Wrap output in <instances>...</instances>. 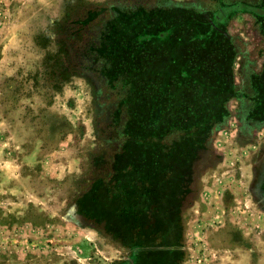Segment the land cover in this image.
<instances>
[{
    "label": "rangeland",
    "instance_id": "1",
    "mask_svg": "<svg viewBox=\"0 0 264 264\" xmlns=\"http://www.w3.org/2000/svg\"><path fill=\"white\" fill-rule=\"evenodd\" d=\"M236 1H239L237 7L240 12L244 7L243 3L253 4L259 0ZM179 6L198 8L205 15L185 11ZM210 6V0H0V142L4 143L2 154L6 159H14L20 164L25 188H33L40 197L29 200V191L18 189L15 192L13 188L21 184L20 181L16 177L1 173L0 170V264L92 263V259H88V262L82 261L83 250L78 245L66 246L69 250H59L52 243L33 244L32 227L45 226L51 221L62 224L74 222L76 227L93 228L98 235V244L106 252H113L105 253L103 250L98 255L101 258L98 264H112L121 260H128L130 264H144L149 260H157L154 253L144 255V259L143 256L140 257L139 252L143 249L141 247H135L132 252L123 245L125 243L116 240L100 228L94 219L87 218L81 211L90 214L85 207L95 205L92 199L83 202H79V199L90 189L95 179L110 171L105 166L106 161H110L113 156L120 157L124 146V151L129 153L126 159L131 160V151L135 153L140 150V145L135 144L136 136L140 140L153 141V132L159 136L165 132L151 117L157 115L156 118L163 119L167 116L165 121L169 117L165 112L161 113V99H165H160L161 95H158L162 93L160 84H154L152 93L150 88L147 92L143 89L141 91V88L138 90L136 77L133 76L135 67L133 74L123 76L115 82L121 85L130 84V89L133 87L130 92L138 94L131 97L133 101H127L129 91L127 93L122 88L112 87L111 84L115 83L106 72L111 63L106 59L107 50L103 47L110 44L112 50L108 49L109 56L117 57L118 54L113 52L118 50V46H125L122 43L128 41L129 36L135 37L134 24H142L136 22V19L151 16V21L145 22L141 28L147 33L145 35L150 37L148 33L157 35L158 31H168L165 37H156L147 46L149 61L156 55L153 65L161 70V83L165 84L169 79L168 75L184 69L188 61H193L194 66H203L204 63L209 71H219L221 68L229 70L233 61L228 62L226 54L217 50H234L226 34L230 37L236 35L238 38L235 40V50L238 54H235L234 62L235 81L245 79L246 75V83L249 67H257L258 58L263 59L264 33H261V28H264V23L256 21V15L253 17L237 11L227 21L226 26L220 27L221 32L218 27L220 22L225 21V16L221 13L219 19L214 17L213 12L208 11ZM226 10L224 6V14L229 13ZM210 29L214 31V35L202 37V33ZM217 32L220 33L217 36L219 42L214 37ZM242 35H248L254 43L250 49H253L251 52L255 56L258 53V58H254L255 62L251 60L252 53L250 56L244 53L248 47L247 41L241 38ZM190 49L209 51L206 52L204 60L199 58L201 54L198 57L194 53L190 55L191 59L185 53ZM122 50L124 49L118 51ZM240 52L244 53L243 56ZM141 56L143 55L139 57ZM115 67H122V64L116 63ZM221 81L230 86L229 79ZM211 82L217 81L212 77ZM196 86L199 85H186V95L202 98L196 99L201 102L204 98H209L206 93L192 94V91H197ZM214 92L213 106L217 113H221L225 103L220 99L222 94L216 91V87ZM147 94L149 95L146 96ZM229 95L227 108L240 112L250 109V105H247L249 102L245 99L243 101L240 97ZM146 97L153 100L150 108L152 114L144 110L148 105L141 100ZM161 115L164 117L161 118ZM217 117L212 120L213 127L216 128L211 133L210 141L198 152L192 146L201 144L200 140L198 143V137L199 134L207 133V126L197 128L193 126L195 124L192 120H188L185 125L182 122L180 137L188 141L183 142L178 150H173L178 153L177 157L183 163L177 166L179 172L182 175L187 174L189 165L192 167L194 161L195 173V181L190 183V193L184 202V248L187 257L182 264L204 263L210 259L209 252L215 246L222 249V264H264L263 204L251 192V183L245 181L241 170L242 163H248L253 158L246 145L248 139L239 133L240 122L244 119L238 118L230 122L232 119L229 116L225 123L215 126ZM204 121L210 122V118H204ZM147 126L157 129L152 132ZM218 137L225 148L221 153H216L211 145ZM138 153L141 156L142 152ZM254 155L260 154L257 151ZM220 158L225 170L221 172L220 179L223 181L219 184L220 189L210 190V186H215L212 184L215 182L212 180L215 179L213 176L220 173V168L215 166L216 160ZM230 163L229 170L234 176L232 182L227 181L228 177L224 176ZM8 167L12 170V166ZM120 168L114 166V169ZM213 168L217 169L211 170ZM201 179H205V182ZM196 206L200 208L199 211H194ZM19 221L20 232L19 227L15 232H9L8 226ZM128 235L130 236V232ZM12 236L15 239L10 241ZM207 239L214 247L208 248ZM145 247L143 250L159 252L158 255L165 262L174 261L176 257L175 252H172L174 247L159 245L153 239ZM114 253L115 257L121 255V258L111 260ZM204 253L207 257H204Z\"/></svg>",
    "mask_w": 264,
    "mask_h": 264
},
{
    "label": "trees",
    "instance_id": "2",
    "mask_svg": "<svg viewBox=\"0 0 264 264\" xmlns=\"http://www.w3.org/2000/svg\"><path fill=\"white\" fill-rule=\"evenodd\" d=\"M262 1L264 2V0ZM179 7L185 11L196 12L199 15L205 13L195 7ZM244 7L247 8L245 5ZM217 8L218 7L211 8L210 6L208 11L211 10L214 17L216 14H219L220 16L221 13H224L223 9H219V13H217ZM250 9L253 10L252 8ZM151 10L153 11V9ZM253 11H255V15L257 17L264 18V13H258L256 9ZM219 18L220 17H218V19ZM151 19V16L148 18L140 17L136 19V22H142V24H134L133 27L136 28V31L134 32L135 37L129 36L128 41L122 43L126 44L125 46H118V50H124L120 52L118 50L114 51V54H118L117 57L113 55L109 56L108 49L112 50V46L110 44L105 45L103 48L107 50L105 51L107 54L106 59H108L111 63L108 65L109 67L106 68V72L111 76L114 83L118 79L121 80L123 76L126 77L133 74L132 70L135 67V75L133 76L136 77L135 79L138 83V90L141 88V91L143 89L147 92V89L150 88L152 93L154 84H160L162 93L158 95H161L160 99L162 97L165 99H161V113L165 112L169 117L167 121H165L167 116L164 117V115H161V118L162 116L164 117L163 119L156 118L157 115H153L156 117H151V119L156 120V122L162 126L163 132H165L163 135L159 136L157 133L153 132L157 128L154 126H147L150 130L152 129L155 138L151 141L146 139L140 140L137 136L135 137V144L140 145L139 151L142 152L141 156H139V151L136 150L135 153L134 151H131V160L126 159L129 156V153L124 151L126 148L124 146V150L120 153V157L113 156L110 158V161H106L105 166H108L110 171L98 179H95L92 182L90 189L85 192L83 196L81 195L79 199V202L80 200L83 202L85 200L92 199L95 205L85 207V210H89L90 214L81 210V208L80 210L87 215V218L94 219L100 228L110 233L116 240H119L121 243H125L123 245L130 248L132 252L135 247H141L143 249L146 248L145 244H147L150 239L157 241V244L159 245L174 247L172 252H175L176 257L174 258V261L167 262H165V260L158 255L159 252L142 249L139 252V256H143V259L144 255H152L153 253L157 256V260H149L144 264H182L187 257V253L184 248V202L187 200V196L190 193V183L195 181V173L193 170V159L192 167L190 164L187 174L182 175L179 172L177 166H181L183 163L181 162V159L177 157L178 153L173 150L174 148L175 150H178V147H180L183 142L188 141L186 139L183 140V137H180L183 130V127H181L182 122L185 125L188 123V120H192L195 124L193 125L194 127L197 126V128H199L202 125L207 126V133L205 135L199 134L200 137H198V143L200 140L201 144L198 146L194 144L192 146V149L195 150V152H198L204 147L203 145L211 139V133L213 129L216 128L213 127L214 121L212 120H215L214 117L224 114L222 117H217V122L214 125L218 126L223 124V122L225 123L226 117L230 116L231 110L230 108H227V101L230 98L229 94H233L235 97H241V93L237 90V85L235 84L234 73L235 54L238 53L235 50L237 47L235 46L233 37L226 34V38L229 37L232 47L235 49L224 48L218 49L217 51L225 53L228 58V62L233 61V65L229 68V70L227 69L228 71L222 68L219 69V71H209L208 68H205L204 63H202L203 66H194L195 63L193 61H188L184 69H179L168 75L169 79L167 80V83H161V70L156 69L153 65L156 55L153 59H151V61H149L150 59L147 55L149 49L147 46L149 41L152 43L153 39L156 37H158V39L160 38L159 36L165 37V35L168 34V31H158L157 35L148 33L151 35L150 37L145 35L147 33L141 28L144 26L143 24L145 22L151 21ZM207 20H205V23ZM223 20L225 21L220 22L218 27L219 30L221 26H226L227 21L230 19H228V17H224ZM261 29L264 33V28ZM213 32L214 31L211 29L206 32L204 31L202 33V37L214 35ZM218 32L214 37L217 38L216 41L219 42V38L217 36H220V33ZM108 36L109 34H107V37ZM207 51H209V49H190L186 50L185 53L189 58H191L190 55L193 53L196 56L201 54L202 56L198 57L204 60L207 55ZM140 55L143 56L139 57ZM227 60H225V62H227ZM116 63H121L122 67H115ZM212 71H215V73H212ZM204 73H208V75ZM199 75H202V77L198 78ZM152 76H156V78H153ZM212 77L217 81L216 83L211 82ZM221 77H223V79H229L230 86L224 85L221 81L223 80ZM260 80L255 77V84L257 88L262 86L259 83ZM188 84L199 85L196 86L198 87L197 91H192V94L201 95L202 93H206L209 94V98H204L205 100L201 102L196 99L202 98L189 97L186 95V85ZM111 85L116 89L122 88L127 91V93L129 91L127 101L129 99L133 101V98L131 97L138 95L137 93L133 94L130 92L133 88L131 86L130 89V84L121 85L120 83H115ZM215 87L216 91L222 94L220 99H223L225 103V107L221 113H217L213 106L215 101L213 102L212 98L213 95H215ZM188 89L190 88L188 87ZM199 89L201 93L198 94ZM148 95L149 94L146 96ZM168 97H170L169 101H167ZM141 101L148 105V108L144 109L145 112L152 114L150 108H152L153 100L146 97ZM169 110H171V112H169ZM155 112H157V109ZM153 114L158 113L153 112ZM207 117L210 118V122L204 121V118ZM188 133L190 134V132ZM194 133L196 132L194 131ZM196 138L197 137H194V139ZM192 141L194 140L192 139ZM114 166H119L121 168L114 169ZM94 212L95 214L93 215L92 213ZM100 214L105 216L101 217ZM128 232H130V236L128 235ZM153 233L155 234L152 236ZM176 247H181V249ZM112 264L130 263L128 260H121L115 261Z\"/></svg>",
    "mask_w": 264,
    "mask_h": 264
},
{
    "label": "crops",
    "instance_id": "3",
    "mask_svg": "<svg viewBox=\"0 0 264 264\" xmlns=\"http://www.w3.org/2000/svg\"><path fill=\"white\" fill-rule=\"evenodd\" d=\"M256 21H259L264 23V18L263 17H257ZM233 33V32H232ZM263 33V32H261ZM264 36V35H263ZM233 39H234V43L236 38H238V36L236 35H232ZM247 44L248 49L245 50V54H249L252 53L251 51L253 49H250V47L254 44L251 40V38L248 35H242L241 37ZM260 38H261V34H260ZM255 40V39H254ZM243 52H240V55L243 56L244 54ZM254 53V52H253ZM252 53L251 56V60L255 62L254 58H258V53L255 56V54ZM263 55H262V60H259L261 57L258 58L257 62H258V66L255 67V65H252L251 67H249V76H248V81L245 83V79L241 78V79H237L235 81V84L237 85V90L241 93V99H245L247 102V105H250V109H248L246 112H240L236 109H232L231 110V114H230V118L232 119L230 122H232L234 119H238V118H243L244 120L240 125V129H239V133H241L242 136H244L245 138L248 139V143H246L247 147L250 148L249 152L251 155L252 160L250 162H245L242 163L243 166H241V170L243 175H245V181H248L249 183H251L252 186V190L254 192V195H256L257 198L260 199V197L258 196V191H261L264 193V111L260 112L261 109L264 110V100H263V95H264V50H263ZM255 68V69H254ZM246 76V75H245ZM244 76V77H245ZM255 77L258 78L259 83L263 86H260L257 88L256 84H255ZM244 79V80H243ZM255 84V85H254ZM247 85V86H246ZM243 100V101H245ZM241 101V102H243ZM261 108V109H260ZM241 113V114H240ZM226 130V128H224ZM238 132V131H237ZM236 133V131H235ZM219 137L215 139V142H211V145L213 146V149L216 151V153H221V151H224L225 148L223 147V143H221L219 140ZM255 140V141H254ZM259 140V141H258ZM3 141V139H2ZM250 141V142H249ZM227 150L229 149L228 145H227ZM246 148V149H248ZM254 149V151L252 149ZM257 148V149H256ZM4 151V143L0 142V170L1 173H5L10 177H16L18 181H20V183L17 186H15V188H13L16 191H18V189L21 190H25V191H29V200L31 199H40L39 194L36 193V191L31 188V187H26L23 184V176L21 174V166L20 164H17L16 160H11V159H6L4 154H2V152ZM258 151V153L260 154L259 156L254 155L256 152ZM254 152V153H252ZM256 157V159H254V157ZM217 163L215 164V166H217V168H220L219 171L220 173H216L215 179L213 178L212 180H215V182L212 184H214L215 186H210L209 189L212 190L213 188H218L219 184L221 183L220 178L222 177L221 172L225 171L223 170V163H222V158L217 159L216 160ZM225 164V163H224ZM7 166H12V170L9 169V167L7 168ZM214 167V166H213ZM231 167V163L229 165L228 170L225 173V177L227 178V181H234V176H233V172L230 171ZM215 168V169H217ZM233 168V167H232ZM214 168L211 170H215ZM232 172V173H230ZM4 175V174H3ZM202 182L205 179H201ZM205 182V181H204ZM207 182V180H206ZM218 191V190H215ZM260 201L262 202V209H264V202L260 199ZM189 209V208H187ZM197 210L199 211L200 208H198L196 206V208L194 209V211ZM186 211V210H185ZM184 211V212H185ZM19 212V211H17ZM200 213V212H199ZM16 223V224H14ZM12 224H10L8 226V231L9 232H15L16 228H18V231L20 232L21 228H20V221L19 222H14ZM14 225V226H13ZM213 229H211L212 231ZM32 233L34 236L33 239V244L36 245L38 243L43 244L46 243V245H48L49 243H52V246L55 247L56 249L62 250V249H66L69 250V248H67L66 246H80V248L83 250L82 252V261H87L89 260H93L92 263L90 264H98L99 260H101V258L98 256L100 253H102V251L104 250L103 247H101L100 244H98V235L95 231H93V228L89 227H79V226H75L74 222H67V224H62V223H56L54 221H51L49 223H46L45 226H41V227H32ZM10 236V235H9ZM19 239V236H17ZM12 239H15V237H10L9 240L11 241ZM193 240V239H192ZM209 243V244H208ZM198 245V244H197ZM207 246L210 249V247H214L212 245L211 242H208L207 239ZM71 253L73 251H70ZM84 252L86 255H84ZM105 253H111L113 254V252H106L105 250L103 251ZM74 254V253H72ZM222 254V249L219 248L218 246H215V248L211 249L209 252V255H211L210 259L205 261L204 263H199V264H222L221 259H220V255ZM86 256V257H85ZM110 256V255H109ZM112 259L115 260H119L121 258V255H118L115 257V253L114 256H111ZM204 257H207V254L204 253ZM207 259V258H206ZM88 260V261H89ZM87 261V262H88ZM86 263V262H85ZM186 264H189V262H187Z\"/></svg>",
    "mask_w": 264,
    "mask_h": 264
},
{
    "label": "flooded vegetation",
    "instance_id": "4",
    "mask_svg": "<svg viewBox=\"0 0 264 264\" xmlns=\"http://www.w3.org/2000/svg\"><path fill=\"white\" fill-rule=\"evenodd\" d=\"M239 1H236V0H231V1H227V0H210V5L211 6H215L218 7V11L219 9L222 10L224 6H226V11L229 13L228 14H224L223 15L228 19H231L232 16H235L238 12H239V8L237 7ZM247 8L243 7L241 10H240V14H248V15H252L253 17H255V11L253 10H257V12H261V13H264V2L259 0V1H255L253 2H245L243 3ZM236 6V7H235ZM263 6V7H262ZM249 8V9H248ZM250 8H252L253 10H251ZM238 11V12H237ZM236 12V13H235ZM216 16L220 17L219 14H216ZM230 16V17H229ZM245 79H247V77L245 76ZM264 100V98H263Z\"/></svg>",
    "mask_w": 264,
    "mask_h": 264
},
{
    "label": "water",
    "instance_id": "5",
    "mask_svg": "<svg viewBox=\"0 0 264 264\" xmlns=\"http://www.w3.org/2000/svg\"><path fill=\"white\" fill-rule=\"evenodd\" d=\"M257 192H258V196L260 197V199L264 202V193L258 190Z\"/></svg>",
    "mask_w": 264,
    "mask_h": 264
}]
</instances>
